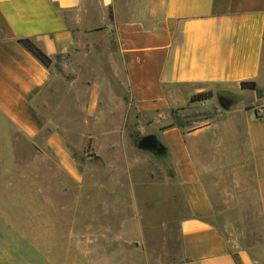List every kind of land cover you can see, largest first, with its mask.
I'll return each instance as SVG.
<instances>
[{
	"label": "crops",
	"instance_id": "crops-1",
	"mask_svg": "<svg viewBox=\"0 0 264 264\" xmlns=\"http://www.w3.org/2000/svg\"><path fill=\"white\" fill-rule=\"evenodd\" d=\"M110 16L115 76L138 111L162 113L216 87L253 94L249 104L234 109L233 124L213 121L190 130L172 125L158 128L156 139L184 211L177 221L180 264H264L244 250L231 251L219 228L223 208L208 187L210 178L225 172L236 182L241 176L252 180L242 202L257 211L264 236V0H0V139L9 145L21 137L75 180L82 176L80 160L60 122L73 129L81 111L100 131L105 152L113 134L119 143L118 122L108 115L123 107V93L108 94L107 87L103 96L100 78L53 72L18 42L32 40L55 61L76 52L73 26ZM246 81L256 84L259 97L241 89Z\"/></svg>",
	"mask_w": 264,
	"mask_h": 264
},
{
	"label": "rangeland",
	"instance_id": "rangeland-1",
	"mask_svg": "<svg viewBox=\"0 0 264 264\" xmlns=\"http://www.w3.org/2000/svg\"><path fill=\"white\" fill-rule=\"evenodd\" d=\"M73 28L76 52L49 67L62 76L71 69L83 81L100 78L103 96L107 87L108 94L114 89L123 93V107L108 115L118 122L120 144L113 134L105 152L100 131L85 122L81 111L73 129L60 122V133L80 160L82 176L75 180L21 137L9 145L0 139V264H180L177 221L184 211L172 167L164 148L155 155L139 150L134 141L156 137L158 128L170 125L190 130L213 121L233 124L234 109L254 96L216 87L205 92L207 100L192 102L195 95H189L162 113H143L115 76L112 17ZM250 91L260 96L259 88ZM253 186L248 177L236 182L230 172L208 183L216 206L223 208L225 224L219 228L231 251L244 250L262 261L264 236L257 211L242 202Z\"/></svg>",
	"mask_w": 264,
	"mask_h": 264
},
{
	"label": "trees",
	"instance_id": "trees-1",
	"mask_svg": "<svg viewBox=\"0 0 264 264\" xmlns=\"http://www.w3.org/2000/svg\"><path fill=\"white\" fill-rule=\"evenodd\" d=\"M19 44L22 45L25 50H27L37 61H39L44 67L49 68L52 59L47 56L32 40L30 39H19ZM241 89L246 90H255L257 89L256 84L251 81L242 82L240 84ZM209 99V95L206 93L197 94L194 97L191 98V101H204ZM172 126V125H170ZM169 126V127H170ZM142 138V137H141ZM140 139L134 141L135 145L137 146V143ZM163 150V149H162Z\"/></svg>",
	"mask_w": 264,
	"mask_h": 264
},
{
	"label": "water",
	"instance_id": "water-1",
	"mask_svg": "<svg viewBox=\"0 0 264 264\" xmlns=\"http://www.w3.org/2000/svg\"><path fill=\"white\" fill-rule=\"evenodd\" d=\"M255 94L257 97H259L258 91H256ZM137 148L139 150L147 151L155 155L161 154L163 149L161 143L156 139L154 135H147L140 138L137 143Z\"/></svg>",
	"mask_w": 264,
	"mask_h": 264
},
{
	"label": "flooded vegetation",
	"instance_id": "flooded-vegetation-1",
	"mask_svg": "<svg viewBox=\"0 0 264 264\" xmlns=\"http://www.w3.org/2000/svg\"><path fill=\"white\" fill-rule=\"evenodd\" d=\"M219 103L223 106V107H226L227 105V103H226V101H224L223 99H219Z\"/></svg>",
	"mask_w": 264,
	"mask_h": 264
},
{
	"label": "built area",
	"instance_id": "built-area-1",
	"mask_svg": "<svg viewBox=\"0 0 264 264\" xmlns=\"http://www.w3.org/2000/svg\"><path fill=\"white\" fill-rule=\"evenodd\" d=\"M260 113H262V111H260Z\"/></svg>",
	"mask_w": 264,
	"mask_h": 264
}]
</instances>
